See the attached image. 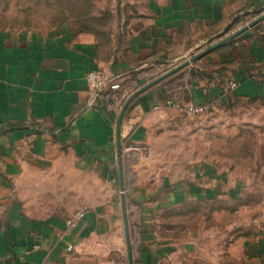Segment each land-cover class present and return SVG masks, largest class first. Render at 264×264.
Listing matches in <instances>:
<instances>
[{
    "label": "crops",
    "instance_id": "1",
    "mask_svg": "<svg viewBox=\"0 0 264 264\" xmlns=\"http://www.w3.org/2000/svg\"><path fill=\"white\" fill-rule=\"evenodd\" d=\"M113 1L100 28L84 19L29 29L0 22V264H190L187 245L159 235L158 217L213 200L214 190L156 179L154 143L185 102L264 100V19L178 68L264 14V0ZM92 70L119 87L92 91ZM240 264H264V224Z\"/></svg>",
    "mask_w": 264,
    "mask_h": 264
},
{
    "label": "rangeland",
    "instance_id": "2",
    "mask_svg": "<svg viewBox=\"0 0 264 264\" xmlns=\"http://www.w3.org/2000/svg\"><path fill=\"white\" fill-rule=\"evenodd\" d=\"M113 4V0H0V22L29 29L84 19L100 28L112 18ZM233 28L193 52L209 47ZM174 64L165 63L155 74ZM180 113L177 125L168 127L166 136L154 143L155 154L150 158L154 176L165 177L173 185L201 183L209 193L210 186L215 198L166 208L156 230L175 245H187L185 259L190 264H208L212 258L222 264H240L244 242L264 224V100H235L194 116ZM215 178L218 181L213 184ZM233 182L240 184L239 190L229 194L226 187ZM219 184L223 191H218Z\"/></svg>",
    "mask_w": 264,
    "mask_h": 264
},
{
    "label": "built area",
    "instance_id": "3",
    "mask_svg": "<svg viewBox=\"0 0 264 264\" xmlns=\"http://www.w3.org/2000/svg\"><path fill=\"white\" fill-rule=\"evenodd\" d=\"M86 82L88 84V86L90 87V89L92 91H98L103 89L106 86H110V88L112 89H117L119 87V85L117 83H112L110 80V77L107 76L106 74L98 71V70H92L90 72L87 73L86 75ZM232 88L235 85H231ZM169 104V102H168ZM158 107H155V109H157ZM208 107L205 105H197L194 104L192 102H185L183 104H180L177 106V109L186 114V115H200L201 113H203ZM132 127L128 124L123 125L122 127V131L120 133V137L122 140H127L130 136ZM83 216V210H79L77 211L73 218H71L68 221V224L72 225L76 220L80 219Z\"/></svg>",
    "mask_w": 264,
    "mask_h": 264
},
{
    "label": "water",
    "instance_id": "4",
    "mask_svg": "<svg viewBox=\"0 0 264 264\" xmlns=\"http://www.w3.org/2000/svg\"><path fill=\"white\" fill-rule=\"evenodd\" d=\"M262 19H264V14L258 16L256 19H254L253 21H251L250 23H248V25L242 27L241 29H239L238 31L224 37L223 39H221L220 41L214 43L213 45H211L210 47L206 48L205 50L201 51L200 53L194 55L193 57H191L188 61L184 62L180 67L178 68H181L185 65H187L190 61H194L204 55H206L207 53H209L210 51H212L213 49L219 47L220 45H222L223 43H225L226 41H228L229 39L239 35L240 33H242L243 31H245L247 28L251 27L252 25L256 24L257 22L261 21ZM120 122H121V115L119 116V119L117 121V142H118V147H119V126H120ZM120 154V152H118V155ZM121 189V192H122V198L124 197L123 196V192H124V189L123 187L121 186L120 187Z\"/></svg>",
    "mask_w": 264,
    "mask_h": 264
}]
</instances>
